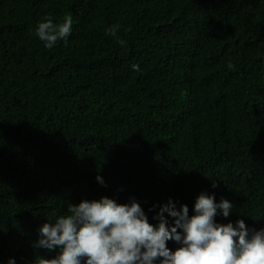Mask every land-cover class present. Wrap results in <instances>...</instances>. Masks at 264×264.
Returning <instances> with one entry per match:
<instances>
[{"label": "trees", "instance_id": "obj_1", "mask_svg": "<svg viewBox=\"0 0 264 264\" xmlns=\"http://www.w3.org/2000/svg\"><path fill=\"white\" fill-rule=\"evenodd\" d=\"M201 193L264 230V0H0V264L58 255L34 245L69 203L135 200L155 226Z\"/></svg>", "mask_w": 264, "mask_h": 264}, {"label": "clouds", "instance_id": "obj_2", "mask_svg": "<svg viewBox=\"0 0 264 264\" xmlns=\"http://www.w3.org/2000/svg\"><path fill=\"white\" fill-rule=\"evenodd\" d=\"M72 27L70 14L60 24L45 17L36 35L50 49L60 40L66 44ZM118 30L119 25H113L107 31L116 37ZM118 43L124 46L126 41ZM228 67L233 65L229 63ZM132 68L140 70L138 64ZM96 179L106 186L101 176ZM232 209L227 199L217 203L214 195L201 193L193 215L189 216L187 205L177 209L169 200L160 207L156 217L159 223L154 226L135 200L119 204L101 197L78 205L69 203V214L45 223L34 245L49 252L59 249V254L51 259L40 257L35 264H264V230H251L250 234L243 220H238L235 227L216 222L218 214L227 218ZM165 213L173 219V225L169 226ZM169 241L179 245L175 251L168 248ZM8 264L16 262L10 258Z\"/></svg>", "mask_w": 264, "mask_h": 264}]
</instances>
